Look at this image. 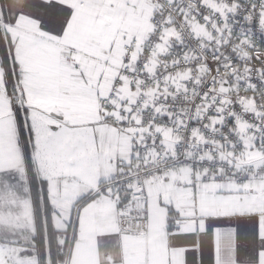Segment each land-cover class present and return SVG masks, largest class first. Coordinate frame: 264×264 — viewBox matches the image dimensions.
Segmentation results:
<instances>
[{
	"label": "snow or ice",
	"instance_id": "6c2138e0",
	"mask_svg": "<svg viewBox=\"0 0 264 264\" xmlns=\"http://www.w3.org/2000/svg\"><path fill=\"white\" fill-rule=\"evenodd\" d=\"M0 264H264V0H0Z\"/></svg>",
	"mask_w": 264,
	"mask_h": 264
}]
</instances>
